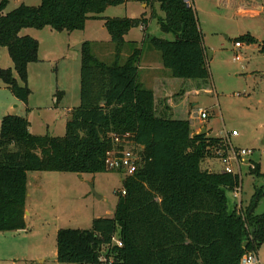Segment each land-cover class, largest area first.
<instances>
[{
    "label": "trees",
    "instance_id": "trees-1",
    "mask_svg": "<svg viewBox=\"0 0 264 264\" xmlns=\"http://www.w3.org/2000/svg\"><path fill=\"white\" fill-rule=\"evenodd\" d=\"M9 1L0 0V49H7L13 69L0 67V80L21 102L30 95L27 64L38 61L39 46L31 36H21L22 29L73 32L83 30L88 19H101L114 55L107 63L93 53L90 41L81 44L79 104L70 110L63 136L32 134L26 116H2L0 232L26 227L28 172L108 171L106 152L118 147L115 137L128 135V146L140 148L141 161L122 178L125 193H118L113 216L93 219L89 229H59L57 262L96 264L102 256L110 264H239L244 253H256L264 242V212L256 214L254 208L264 192L256 190L245 208L236 203L230 211L226 192L239 190V175L200 168L202 160L226 159L229 141L209 131L192 133L189 119L169 116L168 99L184 97L186 90L162 97L139 79L142 51L124 35L139 26L145 31L148 19L99 16L126 0H40L37 6L20 4L4 12ZM153 2L163 12L156 20L160 31L171 37L145 33L144 42L159 52L169 77L206 83L210 73L195 10L182 0ZM254 41L249 33L237 40ZM126 44L131 49L124 58ZM249 173L262 175L255 163Z\"/></svg>",
    "mask_w": 264,
    "mask_h": 264
},
{
    "label": "rangeland",
    "instance_id": "rangeland-1",
    "mask_svg": "<svg viewBox=\"0 0 264 264\" xmlns=\"http://www.w3.org/2000/svg\"><path fill=\"white\" fill-rule=\"evenodd\" d=\"M39 3L40 0H10L4 12L20 4L37 6ZM131 3L141 5L140 0H131ZM194 7L210 77L206 83L175 78L176 92L186 90L188 95L184 98L182 93L172 96L174 103L183 100L169 116L189 119L192 133L205 128V133L209 131L211 137L229 141L226 159L232 172L239 175L240 191L238 197L235 191L226 192L228 209L233 210L236 203L245 208L256 190L264 192V0H194ZM129 9L128 14L133 17L136 12L131 5ZM147 11L148 18L153 15L149 18V26L145 31L133 28L127 40L137 41L127 42H138L136 46L143 53L148 50L159 58V52L144 42V34L159 38L171 35L159 29L156 20L163 12L158 3L153 2ZM126 14L123 7L117 5L108 7L100 17H125ZM247 33L255 41L235 48L238 37ZM20 35H29L40 42V61L30 67L27 86L32 90L29 104L40 106L45 112L41 116L37 110L31 112L32 130L39 135L63 136L69 112L79 104L81 44L90 41L93 53L107 63L113 60L114 45L101 19L89 22L85 31L57 32L45 27L42 31L32 28ZM130 49L131 45L126 44L124 58L123 54L128 55ZM50 55H55L56 59ZM235 55L240 58L236 60ZM147 64L144 60L140 62L142 67ZM0 67H13L5 47L0 49ZM0 102L5 99L0 97ZM48 108L51 112H46ZM68 108L71 109L68 111ZM198 108L207 111V119H198ZM12 110L10 114L26 116L25 110ZM44 117L50 119L48 129L42 125ZM232 131L237 135H232ZM241 149L249 154L239 157L237 153ZM209 160L210 164L202 160L200 168L218 171L226 165L218 158ZM254 163L259 165L262 175L249 173ZM122 178L118 172L109 170L94 174L28 172L25 203L30 213L25 217L26 227L15 232H0V264H60L56 260V232L61 228L89 229L93 219L112 217L118 193L123 188ZM254 212H264V194ZM256 253L264 264V242Z\"/></svg>",
    "mask_w": 264,
    "mask_h": 264
},
{
    "label": "crops",
    "instance_id": "crops-1",
    "mask_svg": "<svg viewBox=\"0 0 264 264\" xmlns=\"http://www.w3.org/2000/svg\"><path fill=\"white\" fill-rule=\"evenodd\" d=\"M192 2H193V5H194V0H192ZM140 4L141 5H137L136 3H131V0H129L128 2L126 0V3H124L123 5H120V6L123 7L125 12L127 13L125 15L126 17H131L128 14V11L130 10L129 6L131 5V7L134 8V10L136 12V14L133 17H131V18H135V17L138 18V17H140L142 15H143V17L148 18L147 9H148V7L150 5L149 4V0H140ZM232 6H236V5L233 4ZM238 7H240V6H238ZM243 7H246V6H243ZM193 9L195 10V7ZM241 9L243 10L244 8H241ZM107 10H108V8L102 14H100L99 16H102L103 14H105L107 12ZM107 17H114V16H107ZM160 17H162V16H160ZM149 18H148V23L145 26L146 28L149 26ZM95 21H98V19H88V20H86L83 31H85L87 29V26H88L89 22H95ZM138 28H140L142 31H144V27L142 28L141 26H139ZM30 29H32V28H24V29H22L20 31V34L29 32ZM42 30L43 29H41L40 31H42ZM51 30H53V29H51ZM130 31L127 34L124 35V40L125 41H130V40H136L137 41V39H132V38L127 40V38H129ZM29 35L33 36L32 34H29ZM37 41H38V44H39V46H38V61L37 62H31V63L27 64V84H28V81H29L30 67L33 64H37L40 61V57H39V55H40V42H39V40H37ZM203 41H204V39H203ZM123 55L127 56L126 53H124ZM50 57H52L53 59H56L55 55H50ZM143 60L146 61V63L151 64V65L147 64V66L142 67L140 65V62H142ZM12 69H13V67H12ZM138 73H139V79H140L141 83L144 86L146 84L145 87L152 89L155 93H158L162 97H166V96L168 97V96L172 95L173 93H175V91L177 89L176 88V84H175V79L172 78V77H169V74H170L169 71L162 66L158 56L155 55L154 53H152L151 51L147 50L146 53H143V51L141 52L139 65H138ZM13 74H15V77H17L14 70H13ZM0 93H1L0 97L5 99V102H0V120H1L3 115L12 113V111H14L12 109L17 108L19 110H25L26 111L25 112L26 113V117H27L28 121L30 122L29 131L32 134L39 135L38 132H35V130H32L33 126H32V121L29 118V115L31 114V112L33 110H37L39 112L38 115L41 116V114H43V112H45V109L40 107V106H36V105L32 106V105L29 104V98L32 95L31 88H30V95L28 96V99H27L26 103H23L20 100H18L17 98H15L14 95L11 93V91L8 88H6V86L3 84L2 81L0 82ZM187 95H188V91H185L184 92V97H186ZM182 100H180V102H178V103H174L173 100L171 98H169L167 102H168V105L172 108V110H174V108L180 107V103H181ZM70 109L71 108H68L67 110L69 111ZM46 112H51L50 108H48ZM44 118L45 119H43L44 122H42V125H44L45 129H48V127H49V122L48 121L50 119L48 117H44ZM195 133H198V132H195ZM207 162L210 164V160L209 159H207ZM206 168H208V167H206ZM208 170L211 171V169H208ZM218 171H221V170H218ZM24 209H25V217H26L30 213L29 210L27 209V204L26 203H25ZM44 260L45 259H43L42 262ZM259 261H260V264H262L260 259H259Z\"/></svg>",
    "mask_w": 264,
    "mask_h": 264
},
{
    "label": "built area",
    "instance_id": "built-area-1",
    "mask_svg": "<svg viewBox=\"0 0 264 264\" xmlns=\"http://www.w3.org/2000/svg\"><path fill=\"white\" fill-rule=\"evenodd\" d=\"M186 7L192 8V0H182ZM242 44L239 42L234 43L235 48L241 47ZM236 60L240 57L235 55L234 57ZM198 119L200 121L207 119L208 113L206 110L202 108L197 109ZM232 135H237L236 131H232ZM128 135H124L123 137H115L114 142L119 144L118 147L108 150L105 154V167L109 171H116L118 172L121 177H125L128 175H132L138 168L140 164L141 157H140V148L137 146H128ZM121 145H125L122 147ZM248 151L241 149L238 151L237 155L239 157H243L248 155ZM225 161L226 165L223 167L226 172H232L231 167L229 166V162L227 159H222ZM240 190H235V197H238ZM125 192L122 190L121 194ZM240 206V203L237 205ZM115 243L121 246V242L115 237L113 239ZM99 262L96 264H110L108 263L104 257L99 258ZM239 264H260L259 258L255 252H246L240 258Z\"/></svg>",
    "mask_w": 264,
    "mask_h": 264
},
{
    "label": "water",
    "instance_id": "water-1",
    "mask_svg": "<svg viewBox=\"0 0 264 264\" xmlns=\"http://www.w3.org/2000/svg\"><path fill=\"white\" fill-rule=\"evenodd\" d=\"M206 132V129L203 128L202 131H200L198 134H204ZM262 143L264 144V136H263V139H262ZM246 163H248V160H246ZM244 246H246V243L243 244Z\"/></svg>",
    "mask_w": 264,
    "mask_h": 264
}]
</instances>
